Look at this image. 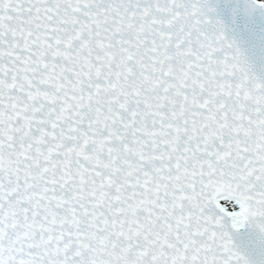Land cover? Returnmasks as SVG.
<instances>
[{
    "label": "snow or ice",
    "instance_id": "snow-or-ice-1",
    "mask_svg": "<svg viewBox=\"0 0 264 264\" xmlns=\"http://www.w3.org/2000/svg\"><path fill=\"white\" fill-rule=\"evenodd\" d=\"M0 264H264V0H0Z\"/></svg>",
    "mask_w": 264,
    "mask_h": 264
}]
</instances>
